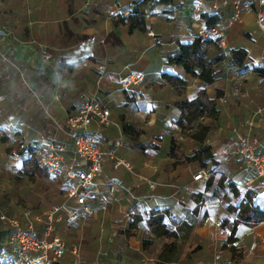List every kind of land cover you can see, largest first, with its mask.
Listing matches in <instances>:
<instances>
[{
	"label": "crops",
	"instance_id": "0c3cea01",
	"mask_svg": "<svg viewBox=\"0 0 264 264\" xmlns=\"http://www.w3.org/2000/svg\"><path fill=\"white\" fill-rule=\"evenodd\" d=\"M25 1L30 9L23 16L22 21L25 22L21 23L25 25L23 29L29 33V37L21 39L11 35L2 43V50L8 53L10 62L5 64L6 69L3 75L0 74V79L6 80L14 75V80L16 78L19 81L15 84L20 83L21 88L15 109L11 96L17 94L13 95L10 91L2 93L3 87H0V130L4 122H7L4 128H10L12 124L11 128L24 126L22 131L26 132L28 139L25 147L34 146L37 154L52 140L57 145L72 147L73 141L66 134V120L68 111L75 109L74 105L77 104H67L72 99L65 103L56 94L59 88L64 87L62 83H56V89L50 94V88L44 81V76L55 80V68L52 65L65 60L78 70L79 78L76 79L79 84L80 81L86 83L81 85L86 91L74 85V91L77 92L71 96H77V99L79 95L82 98V104H78V109H75L76 113L89 98L100 99L112 112L111 123L104 129L102 145L107 148L109 141L123 137L124 144L119 150V157L132 166V169L123 165L115 168L111 160L105 161L103 165L99 189L109 201V210L107 215L101 214L102 217L95 220L101 228L97 243L104 240V250H100L97 245L83 248L80 239L68 238V252L55 264H157L158 257L151 256L149 248L143 246V241L152 240L154 243L159 238L154 236L145 221H139L137 217L145 218L151 210L164 208H170L178 221L194 225L192 243L214 241L215 244L199 252L188 247L187 256L183 253L177 262L168 264L229 262L232 258L229 231H224L220 225L231 215L225 218L219 215V207L225 209L226 204L223 205L206 186L210 177L223 174L239 184H234L236 189L245 192L247 189H242L240 185L254 176L242 160L235 129L240 134H246L248 122L255 111L259 107L264 108V77L257 71V68L264 67V34L258 28L255 13L246 15L243 25H234L227 31L226 47L218 45L221 48L219 55L212 54L207 59L205 54V60L212 62L213 70L217 72L215 82L207 84L187 75L183 66L167 64L168 57L179 51V42H192L197 38L198 30L206 26L200 15L184 9L182 4L179 7L177 4L162 5L164 7L154 10L148 4L139 6L145 13L146 31L130 32L128 26L117 25L115 21L118 15H128L134 5L143 0ZM216 1L208 0L212 2L209 7ZM174 7H177L176 10L172 9ZM230 10L231 5L224 13V20L229 17ZM215 43L212 41L204 49ZM241 48L248 53L249 62L246 61L245 68L236 66L232 60L233 51ZM215 59L220 60L216 62ZM0 60L2 63L3 60ZM135 65L139 69L134 70ZM129 74H143L144 80L130 90H125L119 79ZM164 74L180 77L186 83L172 85L163 77ZM204 89L211 99L217 101L219 111V118L213 120L216 124L210 128L205 139L211 146L217 164L208 161L207 165L212 166L207 169L211 176L205 179V183L204 180L196 182L201 185L192 188L188 183L191 177L187 170L181 171L178 166L172 171L168 170L176 161L171 157L170 150L172 139L177 142L183 139V131L177 124L182 115L179 104H187ZM46 97L48 102H45ZM49 109L53 114L56 113V117ZM14 110L22 111L24 117H3ZM50 118L53 128L46 129V125H50ZM125 124L142 132L141 135L138 138L127 135ZM227 126L235 140L234 144L231 138L226 137ZM213 130L215 134H211ZM250 137L254 147H264V113L255 119ZM234 145L240 154L241 163L247 167L238 166L234 160L239 159L235 156L231 158L228 154L229 146L234 148ZM214 147L217 153H214ZM22 157L25 158L24 155ZM148 180L156 182V186L151 188ZM257 187L254 185L249 191ZM228 188L225 187L226 191ZM209 197L215 199L209 200ZM255 199L252 201L264 210V191L257 194ZM132 207L135 209L132 210ZM226 211L231 213L228 207ZM231 214L236 218L235 213ZM133 224L134 228H131ZM90 226L87 227L88 233ZM60 229L65 232L64 227ZM243 240L250 247L249 254L245 253L241 264H245L248 259L249 263L246 264H264V221L252 227ZM78 243L82 247L76 256L72 249Z\"/></svg>",
	"mask_w": 264,
	"mask_h": 264
},
{
	"label": "built area",
	"instance_id": "2783aa9c",
	"mask_svg": "<svg viewBox=\"0 0 264 264\" xmlns=\"http://www.w3.org/2000/svg\"><path fill=\"white\" fill-rule=\"evenodd\" d=\"M231 5L230 15L225 20L224 13ZM184 9L197 15H219L221 21L212 27L204 26L197 32V38L204 41H215L222 48L226 47L225 38L227 31L234 25H243L245 16L255 13L256 23L261 33L264 34V0H218L211 7L203 4L202 0L193 2L188 0ZM13 33L4 27L0 29V58L9 60L8 53L2 50L4 39ZM142 74L127 75L120 79L125 90L138 81H142ZM264 113V108L259 107L248 122V132L240 134L238 129L237 140L240 146L242 160L246 163L254 176L240 185L242 189L251 190L255 194L264 191V147L256 148L251 142L250 134L255 127V119ZM111 110L97 97H91L83 108L66 120V134L72 139V147L57 145L52 140L38 152V165L49 176L60 177L71 182L68 187L67 200L60 204L51 205L38 212L24 210L19 219H10L2 215L1 219L8 223L10 232L3 239L0 249L2 264H55L59 262L68 251V244L59 226L66 230L77 227L88 220L100 207L107 209L109 201L105 199L99 189V179L103 174L105 161L114 162L115 168L132 166L119 157V150L124 144V138L118 137L102 145L105 126L111 123ZM71 153V154H69ZM211 173L201 168L193 175V182L208 179ZM228 180L239 185L230 177ZM150 187L154 188L156 182L148 180ZM74 206H70V203ZM135 207H132V210ZM27 223L26 227L21 225ZM40 224V229L35 227ZM81 247L75 246L72 253L79 255Z\"/></svg>",
	"mask_w": 264,
	"mask_h": 264
},
{
	"label": "rangeland",
	"instance_id": "374dc122",
	"mask_svg": "<svg viewBox=\"0 0 264 264\" xmlns=\"http://www.w3.org/2000/svg\"><path fill=\"white\" fill-rule=\"evenodd\" d=\"M145 1V2H144ZM193 2H199L201 0H192ZM215 1V0H213ZM175 2V3H174ZM187 0H175L171 3H165L162 2V0H143L141 3L136 4L134 6H147L150 5L151 9L154 10L155 8H159L162 5H171L175 6L177 4V7L181 6L184 8V5L186 4ZM203 4H206L210 6L212 2H208V0H202ZM25 0H0V29L3 27L8 28L9 30H12V33L14 32L16 37H21V39H27L29 37V33L25 32L23 27L25 25H22L21 21L25 14V12H28L30 7L26 4ZM164 7V6H162ZM177 7L172 8L173 10H176ZM147 9H149L147 7ZM133 9H131L132 12ZM146 11V10H145ZM197 15V14H196ZM198 16V15H197ZM25 22V21H22ZM18 27H20L22 30H20ZM149 34L155 35L152 32H149ZM221 51V48L218 46L217 43L212 45L211 47H207L205 49V54L206 58L209 59V57L214 54V55H219ZM252 54V53H251ZM2 59V58H1ZM3 60V59H2ZM10 62L9 60H6L1 63L0 60V66H4V68L0 67V74L3 75L5 72L4 70L6 69L5 64ZM249 62V60H247ZM251 63V62H250ZM54 69V75H55V80L52 79L49 76H44L45 77V82L47 84V87L50 88V94L52 93L51 91L55 90V84L62 83L64 85L63 88H59L58 91H56V94L60 95V98L63 102H67L68 99H72L70 103L67 104H72L76 103L77 106L74 105V108L77 110L78 109V104H82V98L78 95V98L75 99L77 96H71V94L76 93L77 90L74 91V85H76L77 88H82L83 91H86L84 87H81V85H85V82L80 81L76 78L79 75L78 70H76L73 66L71 67L70 64L63 65L62 63H54L53 65ZM139 69L138 65L134 66V70ZM129 72V71H128ZM78 74V75H77ZM132 75V74H129ZM6 76V74H5ZM127 76V75H126ZM14 75L10 78H6V80H1L0 79V87H3L1 89L2 93H6L7 91H10L11 93L17 94L16 96H11V99L13 100V105L14 108L16 109L17 107V102L18 101V92L20 91V83L15 84L17 79L15 78L14 80ZM74 77V79L71 78ZM142 77L144 80V76L142 74ZM14 81V82H13ZM7 82V84H6ZM19 82V81H17ZM141 82V81H140ZM139 81L135 83L137 85L140 83ZM120 83V79H119ZM5 85V86H4ZM121 85V83H120ZM134 86V85H133ZM131 86V88L133 87ZM130 88V89H131ZM63 89V91H61ZM42 99V98H41ZM74 99V100H73ZM49 99L48 97L45 98V102H48ZM39 107H42L41 104H38ZM72 109V111H68V116H71L76 113V110ZM50 110V109H49ZM15 111V112H14ZM11 114L5 113L3 115L4 118H9V116H17V118L24 117V113L22 111H17L14 110ZM50 113L56 117V113H52L50 110ZM3 122V121H2ZM7 122H4L2 125V130H0V234L5 239L8 236V233L10 232V227L8 226L7 222H4L1 217L2 215H5L6 217L10 219H19L24 212V210L29 209L30 211H34L35 213L38 212L39 210L45 209L47 207H50L51 205H57L60 203H63L67 200V194H68V187L71 185V182H68L66 179L60 178V177H51L47 174L45 177H34L30 178L23 170V157L22 155L18 154L19 150H22L26 144L28 143V139L25 136L24 131H22L23 127L22 125L16 126V128H4V124ZM52 120L50 118V125H46V129H52ZM216 123L215 121L209 119L207 116L203 115L197 118L193 122H189L184 120V127L182 129L183 131V139H181L180 142H177L174 144V151L175 154L177 155L178 159L174 164L168 167L169 171H172L173 168H178L181 171L187 170L188 173L190 174V179L188 180V183H190V187L194 188L195 186L201 185L200 183H192L193 182V175L198 172L199 169L203 168L199 163L197 162H190L187 160V156L193 155L194 151L200 147V143L194 138L195 135H198L202 131L203 126H209L210 128L214 126ZM216 130V128H214ZM229 126L225 128V133L226 137L231 138L232 143H235V140L233 138L232 133L229 130ZM209 132V131H208ZM207 132L206 136L209 134ZM3 133V134H1ZM211 134H215V131L213 130ZM27 139V140H26ZM204 144H207V142L204 140ZM214 153H217L215 147L213 148ZM231 158H234L233 156L236 157V159H239L238 161L234 160L235 163H237L238 166H245V164L241 163L240 160V154L237 153L236 146L234 145V148H231L229 146V153ZM26 158L27 156L24 155ZM207 165V164H206ZM178 166V167H177ZM212 167L210 164L209 166H205V169H208ZM245 169V168H243ZM224 171H227L223 169ZM230 170V168H229ZM222 176L225 177L224 183L228 184L230 180H228L229 176L223 175V174H217L215 175L214 183H218L220 180H222ZM205 183V180H204ZM213 186V188L210 190L212 193H216L218 191L217 186ZM245 190V189H244ZM190 191V190H189ZM249 191V190H248ZM247 190L241 191L237 189V192L234 197L240 198L238 200L239 205L245 204L247 201L251 202L252 199L256 200L255 197V192ZM224 193V192H223ZM223 193L221 192L217 197L218 200H221L224 205L223 201ZM255 196V197H254ZM216 197V198H217ZM183 198V197H181ZM214 197H209V200H214ZM217 199L215 200L216 202L218 201ZM70 206H74L73 203H70ZM262 206L264 207V203H262ZM260 208V206L258 205ZM108 208V207H107ZM227 207L225 205V209L223 206L219 207V215H223L222 218H225L228 215L229 218H227L230 222H233L235 218L233 217L234 214L229 213L226 211ZM261 209V208H260ZM101 211H104V213H100ZM109 209H97L95 210L94 214L91 215L88 220L85 222L79 224L77 227H71L70 229L66 230L64 228L63 232L60 227H64L63 225L59 226L60 232L64 235L66 242L68 244V238L69 240L74 238L80 239V243L82 244L83 248H89L93 245H97L100 250H104L105 248V242L103 241H98L99 244L97 243V239L99 238L98 234L100 235L101 228L98 223H96L100 217V215H107ZM200 215H204V213H200ZM206 215V214H205ZM96 219V220H95ZM200 221H203L202 218H200ZM89 228V233L87 232V227L90 225ZM21 225L23 227H26L27 223L22 222ZM220 228V227H218ZM40 229V224H38L35 227V231ZM239 242L238 244L240 246H243L245 248V253L247 255L249 254V243H245L243 240V237H247V233L250 231L248 227L245 225H240L239 228ZM220 231V230H219ZM242 238V240H241ZM79 241V240H78ZM172 240H167V239H159L158 241H155L152 244L147 245L149 248V253L153 258L158 257L159 253L163 251L164 246L168 243H170ZM183 240L180 242V247L182 254L184 253V256H187L189 254L187 248H194V252H199L203 251L206 246L212 245V247L215 246L214 241H209V242H201L198 241V243L192 241L187 244L186 246L182 245ZM78 243L75 246L82 247L81 244ZM68 252V251H67ZM154 252L156 255H153ZM246 263H249V259L246 260Z\"/></svg>",
	"mask_w": 264,
	"mask_h": 264
},
{
	"label": "trees",
	"instance_id": "16d2710c",
	"mask_svg": "<svg viewBox=\"0 0 264 264\" xmlns=\"http://www.w3.org/2000/svg\"><path fill=\"white\" fill-rule=\"evenodd\" d=\"M165 3H171L172 0H162ZM201 19L206 23V26L212 27L217 25L221 21L219 15H207L202 14ZM115 23L117 25H125L129 27V31L135 30L146 31V20L145 13L139 9V6H134L132 12L128 15H118ZM120 43V41H118ZM211 40H202L200 38L194 39L190 43L179 42V51L176 54L170 55L167 60V64L183 66L187 75L193 78H199L207 84H212L216 80L217 72L213 70V63L205 60V49L204 46L211 44ZM248 58V53L245 49L241 48L233 51L232 60L235 65L240 68H245V63ZM216 62L220 59H215ZM66 65V61L61 62ZM257 71L264 77V67L257 68ZM163 77L172 85H184L185 80L177 76L164 74ZM219 92V91H218ZM179 108L182 115L177 124L183 129L184 120L193 122L200 116H207L211 120H217L219 118V111L217 109V101L211 99L207 90H201L197 96L189 101L187 104L180 103ZM125 132L131 137L138 138L142 132L135 130L131 125H124ZM202 131L195 135L194 138L201 144L200 147L194 151L193 155L187 156V160L190 162H197L203 168L207 166L208 161H212L217 164L214 155L211 151V146L204 144L206 134L210 130L209 126H203ZM175 139H172V146L170 150L171 157L178 159L174 151ZM18 154L25 155L27 157L23 159V170L30 177H45L47 172L38 165V155L34 146L30 145L19 150ZM176 162V161H175ZM214 177H210L207 182V189H212L215 185ZM225 177L222 176V180L216 183L218 191L215 196H218L221 192L223 193V201L227 205L231 213L236 214L235 220L230 222L228 219L221 223V228L224 231H229L228 242L232 244L230 247L232 258L229 262L222 264H241L245 257V248L238 244L239 242V226L245 225L249 229L264 221V210L260 209L254 201L246 202L245 204L239 205L238 198L234 197L237 189L233 182L229 181L228 184L224 183ZM228 186L226 191L225 187ZM139 221H145L154 236L158 239L172 240L170 243L164 246L163 251L158 255L157 264H168L172 261L177 262L182 255V247L180 242L183 240L182 245L186 246L192 241V234L194 232V225L188 222L178 221L173 215L170 208L151 210L147 217L138 216ZM134 228V224L131 225ZM132 235V234H130ZM152 244V240H144L143 246ZM3 246V237L0 234V249ZM0 258V264H2Z\"/></svg>",
	"mask_w": 264,
	"mask_h": 264
}]
</instances>
